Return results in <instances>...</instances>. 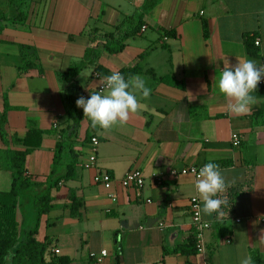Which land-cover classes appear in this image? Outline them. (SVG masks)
<instances>
[{"label":"crops","instance_id":"0c3cea01","mask_svg":"<svg viewBox=\"0 0 264 264\" xmlns=\"http://www.w3.org/2000/svg\"><path fill=\"white\" fill-rule=\"evenodd\" d=\"M142 2L24 0L25 24L2 23L0 114L4 95L10 107L4 127L8 140L25 134L28 123L42 132L39 146L25 157L27 174L35 181L49 174L59 133L71 124L64 96L69 86L60 74L82 59L91 30L97 37L113 32ZM0 10L7 12V0H0ZM143 22L146 31L128 37L120 54L100 50L98 65L107 75L131 68L132 76L144 78L151 88L150 98L141 101L145 109L107 131L81 122L77 142L89 133L96 136V167L116 180L138 168L161 181L149 179L139 193L118 185L107 192L93 183L96 169L76 168L75 179L60 186L82 200L77 216L71 215L65 191L55 192V208L41 217L35 239L49 244L47 262L65 258L64 264H240L246 254L253 264H264L259 240L264 236V86L258 85L252 93L256 103L240 116L229 113L217 87L227 60L264 64V0H160ZM20 45L36 49L37 68L19 70ZM93 73L94 66L75 78L78 92L95 88ZM58 119L68 123L58 134L49 133ZM231 133L239 135L236 148ZM75 153L82 164L84 158ZM209 161L220 165L231 187L240 188L223 215L202 212L193 176L173 175ZM10 181V173L0 168V191H7ZM194 197L202 220L210 224L203 234L205 252L168 253L195 235L189 212ZM101 250L108 253L103 262L88 259Z\"/></svg>","mask_w":264,"mask_h":264},{"label":"trees","instance_id":"16d2710c","mask_svg":"<svg viewBox=\"0 0 264 264\" xmlns=\"http://www.w3.org/2000/svg\"><path fill=\"white\" fill-rule=\"evenodd\" d=\"M159 2L160 0H143L132 16L125 17L113 27V32L102 37L94 35L93 29L88 37L82 59L71 62L67 70L60 74V81L69 86L65 90L64 96L67 107L66 115L71 124L59 133L51 169L44 181H35L27 174L25 168V157L39 146L42 132L37 129L31 130L27 139L23 141L24 144L20 146L23 148L22 150H17L18 147L16 146L13 147L12 140L7 139L8 136L4 130L10 107L3 95L0 114V140L5 149L0 150V168L10 173L11 181L7 191H0V264H64L67 262L65 258H59L57 262H47L45 255L49 244L36 241L35 235L41 217L55 208L53 202L58 200L55 192L65 191L71 215L75 217L77 216L75 215L76 210L83 204L82 200L75 196L73 190L60 186L61 183L74 180L76 177L78 156L74 151V140H76L79 125L85 118L76 106L80 88L75 78L80 72L93 66L96 73L106 76V71L98 65L100 50L105 51L110 56L120 54L125 48V40L139 34L140 29L144 26V17ZM23 4L24 0H7V12L0 10V35L4 30L2 23L20 26L25 24L27 15L23 10ZM163 35L172 37L173 33L165 32ZM19 51L22 59V66L19 70L28 71L37 68L38 56L33 46L20 45ZM119 72L125 79L132 76L131 68H123ZM12 136L15 137L16 135L13 134ZM91 137L90 133L85 135L86 144L89 143ZM239 192V187H229L224 196H221L227 200L222 209H226L232 198ZM17 214L20 216L19 223L17 222ZM168 253H180L186 256L195 254V235H192L187 243L176 246Z\"/></svg>","mask_w":264,"mask_h":264},{"label":"clouds","instance_id":"9594fccd","mask_svg":"<svg viewBox=\"0 0 264 264\" xmlns=\"http://www.w3.org/2000/svg\"><path fill=\"white\" fill-rule=\"evenodd\" d=\"M264 80V64L258 65L252 59H237V63L224 62L219 71L218 90L228 101L230 114L244 115L256 103L252 95L258 85ZM151 88L146 86V80L139 75L128 79L119 72L102 77L99 91L91 93L85 99L81 96L76 100V106L83 109V116L91 121V127L107 131L115 126L126 125L131 117L139 115L146 105L142 100L150 98ZM194 187L203 202L202 212L205 215L218 213L223 215L222 207L227 203L226 198H218L224 193L231 182L222 175L219 164L209 161L200 168L194 181ZM264 243V236H261ZM10 259V257H8ZM240 264H253L250 255H244Z\"/></svg>","mask_w":264,"mask_h":264},{"label":"built area","instance_id":"2783aa9c","mask_svg":"<svg viewBox=\"0 0 264 264\" xmlns=\"http://www.w3.org/2000/svg\"><path fill=\"white\" fill-rule=\"evenodd\" d=\"M146 31V27L142 26L139 33H144ZM255 45H258V42L255 43ZM102 77L99 73H93L92 79L98 81L97 86L88 92H79L77 99L81 96L85 97V99L90 97L91 93L97 92L101 88V80ZM259 86H264V80L261 81ZM78 111L83 114V109L78 108ZM86 118V117H85ZM230 141L232 147H238L240 145V138L239 135L236 133H231L230 135ZM88 145L89 154L86 158V160L81 164V167L83 169H96V173L93 176V183L95 185L100 186L102 189H104L107 192H110L115 185H118L121 189H131L135 192L139 193L147 181L149 179H152V181L157 184L161 181V176H152L147 177L144 175V173L138 169V168H132L125 172L122 178L116 180L114 179L108 172L100 170L96 167V157H97V147L99 145V140L96 136H92ZM263 145H264V138H263ZM201 167H189L182 169L178 171L177 173H173L175 177L181 176V175H191L194 178L199 173ZM189 212L191 214L192 219V228L195 233V240H196V252L198 254H204L205 252V246L203 242V234L206 230L210 228V224L208 222H205L202 220L199 210V200L197 198H191L189 200ZM219 215V214H218ZM227 243H229L227 241ZM58 251H55V254H57ZM107 251L101 250L98 254L89 253L88 259L94 263H101L103 260L107 257Z\"/></svg>","mask_w":264,"mask_h":264},{"label":"rangeland","instance_id":"374dc122","mask_svg":"<svg viewBox=\"0 0 264 264\" xmlns=\"http://www.w3.org/2000/svg\"><path fill=\"white\" fill-rule=\"evenodd\" d=\"M91 31H93V30H91ZM91 80V79H90ZM92 81V80H91ZM81 82H82V84H84V82H83V79L81 78ZM92 88H94V87H96L97 86V82L96 81H92ZM66 108V107H65ZM81 122H83V124L84 125H86V124H88L89 122L91 123V121L88 119V118H84ZM66 123H68V122H65V120L64 119H62V120H60V119H58V120H56V121H54L51 125H50V130L48 131L49 133H54V134H58V131H60V128L61 127H64L65 125H66ZM33 129H35V124H32V123H28V125H27V130H26V132H25V134H23L22 136H20V137H17V136H13L12 138H11V140H12V146L13 147H18L17 148V150H22L23 148H20V146L21 145H23L24 143H23V141L25 140V139H27V137L29 136V134H30V131L31 130H33ZM111 130V129H110ZM25 137V138H24ZM85 137V136H84ZM84 137L83 138H81L80 140V142L78 141L77 142V139H79V137L77 136L76 137V140H74L75 141V146H74V151L76 152H78L79 154L78 155H81V152H79V151H82L83 153V155H81V157L82 158H84V160H86V158H87V156H88V154H89V150H88V146L87 147H83L84 146V144H86L87 143V140H84ZM81 147H83V149L81 148ZM81 158V159H82ZM83 160V159H82ZM77 170L78 171H81V169H82V167H81V160L80 159H78V165H77ZM82 172V171H81ZM17 222L19 223L20 222V216H19V214H17Z\"/></svg>","mask_w":264,"mask_h":264}]
</instances>
